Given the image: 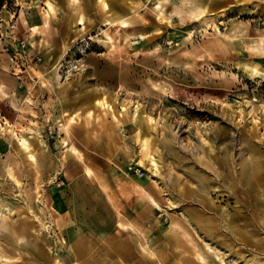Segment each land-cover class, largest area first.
<instances>
[{"label": "rangeland", "instance_id": "374dc122", "mask_svg": "<svg viewBox=\"0 0 264 264\" xmlns=\"http://www.w3.org/2000/svg\"><path fill=\"white\" fill-rule=\"evenodd\" d=\"M1 1L0 264H116L133 236L153 264H264L233 229L211 234L188 212L219 208L264 240L252 209L226 190L203 209L171 181L189 185L191 165L213 176L191 157L202 137L217 148L218 122L237 158L242 136L264 149V0ZM135 1L146 5L123 27ZM146 139L158 171L140 163ZM25 222L30 234L10 231Z\"/></svg>", "mask_w": 264, "mask_h": 264}, {"label": "bare ground", "instance_id": "6f19581e", "mask_svg": "<svg viewBox=\"0 0 264 264\" xmlns=\"http://www.w3.org/2000/svg\"><path fill=\"white\" fill-rule=\"evenodd\" d=\"M101 1L105 5H109L107 0H101ZM182 1L187 2L189 0H182ZM135 2H136L135 5L131 4L130 6V8L134 12L133 15L128 16V17H126V15L123 17L116 16L117 19L120 20V23L122 24L123 27H127L130 23L135 22V20H139L137 14L139 12V8L143 6L141 3L145 4V1H135ZM158 2L160 3V6H161V3H163V0H158ZM49 5L50 7L52 6L51 3H49ZM184 7H185L184 8L185 11L189 10V7L187 6H184ZM178 8L179 6L176 5L175 9L178 10ZM107 21L112 22V19L108 18ZM95 103L98 105L105 103L106 106H108L109 108L113 110V105H111V103L107 101H103V97L102 99L100 98L97 99ZM139 123L141 122L139 121ZM201 134L204 135L205 132L202 131ZM214 135H215V139L217 142V148L212 147L207 153L208 146H206L204 142L206 139L202 137L200 140L199 147L193 150L192 157H191V159L196 162H199V163L201 162L203 164H206L209 167V169L213 172V176L210 177L205 171H202L201 169H197L196 167L192 165L189 166V185L184 183L178 176H173L171 181H172V184L179 191V199L181 200L189 199V201H192L195 203L199 202L202 205L203 209L204 208L213 209L210 205V198H209L211 191L221 192L222 190H226L229 193L228 196L230 197L231 195H234L237 199L236 202H240L241 206L247 209L249 208L252 209L253 211L252 213L254 217L255 218L257 217L259 222H261L258 226V229L259 230L264 229V149H262L258 144L253 143L250 137L242 136L241 146H240L241 150L239 149L240 150L238 154L239 158H237L236 155L234 154V146H233L234 144H232L233 139L231 140V134H230V131L227 129V127L221 124L220 122H218L217 125L215 126ZM144 142L147 144V139ZM157 152H158V148L155 145H151V147H149V144H147L146 149L142 152V154H140L142 158L144 157V161H142V159L139 158L140 163L143 166L147 167L152 172L153 170L158 171L160 167L158 158L156 156ZM204 153H207V157H206L207 163L205 162ZM30 155L33 156V153H31ZM229 197H228V200H229ZM156 204L158 205L159 209H162V207L159 205V202ZM212 211H213V215H212L213 217L206 216L203 213V210L201 211L199 209H193L191 208V206L188 209L189 215L195 221V223L200 225L201 228H203L204 230L206 229V231H209L211 234L214 228L217 229L218 231L220 230L221 227L229 228L231 230L233 229L234 230L233 233H237L241 237V238L239 237L241 240H243L247 244L249 243L250 246L255 245L256 248L259 249V251L264 252V240L262 238H256L254 236L253 237L250 236V235H253V233L252 231L248 229V227L252 225V223L249 220L248 221L245 220L246 222H244L241 225L239 222L236 223L237 220L233 217V215L229 216L231 213L227 214L221 211L219 208H216V210L214 209ZM239 213H241V210L239 211ZM209 224H212V226H209ZM5 227H7L6 223H4V228ZM9 227H10V231L16 232L19 235L30 234L31 228H32L30 222L29 223L25 222L24 225L23 224H12ZM256 232L254 233V235L257 234ZM215 236H218L219 238L221 237L220 234H217ZM127 239H128L127 240L128 245L126 244V248L124 247L125 243L122 241H117V244H115L114 246L115 250L117 251L115 254L116 264H153L152 261H147L148 258L145 260L146 255L148 253L145 255L142 245L138 243L139 239L137 237L133 236V238H127ZM222 242L225 243L226 245H231L229 242L225 241L224 239ZM255 246L253 248H255ZM46 254L47 253H46L44 246L37 248L38 256H45ZM158 258L160 259L161 264H176L177 263L171 260L172 258L171 256H166L165 254L159 255ZM253 260H254V264H262V261L258 258H254ZM200 261L202 260L200 259ZM188 263L189 264H201L203 262H193L190 260H186L184 262V264H188ZM179 264L181 263L179 262Z\"/></svg>", "mask_w": 264, "mask_h": 264}, {"label": "built area", "instance_id": "2783aa9c", "mask_svg": "<svg viewBox=\"0 0 264 264\" xmlns=\"http://www.w3.org/2000/svg\"><path fill=\"white\" fill-rule=\"evenodd\" d=\"M20 43H21V47L22 48H25L26 45H27L26 40H22ZM128 170L130 172L135 173L137 176H144L145 175L144 168L142 166L138 165V164H135V163L129 164Z\"/></svg>", "mask_w": 264, "mask_h": 264}, {"label": "crops", "instance_id": "0c3cea01", "mask_svg": "<svg viewBox=\"0 0 264 264\" xmlns=\"http://www.w3.org/2000/svg\"><path fill=\"white\" fill-rule=\"evenodd\" d=\"M95 1H96V3L98 2L97 0H95ZM113 1H114V0H109V7H110V2L113 3ZM118 1H119V0H118ZM98 3H99V2H98ZM119 5H124V4H123V2H120ZM121 8H122L121 11H120L121 13H120L119 15H122V17H123V16H124V15H123V13H124V11H123V10H124V9H123V6H121Z\"/></svg>", "mask_w": 264, "mask_h": 264}, {"label": "trees", "instance_id": "16d2710c", "mask_svg": "<svg viewBox=\"0 0 264 264\" xmlns=\"http://www.w3.org/2000/svg\"><path fill=\"white\" fill-rule=\"evenodd\" d=\"M2 4H3V3H2V1L0 0V7H1Z\"/></svg>", "mask_w": 264, "mask_h": 264}]
</instances>
